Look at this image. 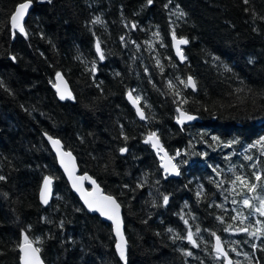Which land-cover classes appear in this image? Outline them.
Listing matches in <instances>:
<instances>
[{"label":"trees","instance_id":"1","mask_svg":"<svg viewBox=\"0 0 264 264\" xmlns=\"http://www.w3.org/2000/svg\"><path fill=\"white\" fill-rule=\"evenodd\" d=\"M23 1L0 0V264H20L24 235L45 264H227L217 237L232 264H264L255 211L264 193V0H32L20 33L9 17ZM173 35L188 41L183 63ZM58 72L69 99L54 90ZM178 109L200 120L178 124ZM153 132L179 177L145 143ZM44 134L119 202L125 260ZM45 175L53 195L43 206Z\"/></svg>","mask_w":264,"mask_h":264},{"label":"water","instance_id":"2","mask_svg":"<svg viewBox=\"0 0 264 264\" xmlns=\"http://www.w3.org/2000/svg\"><path fill=\"white\" fill-rule=\"evenodd\" d=\"M20 3H22V2H20ZM20 3H18L15 6V8H14L13 12L11 13V15L14 13L16 7ZM31 7H32V3H31V6L28 9L27 14L24 17L23 23L25 22ZM11 15H10V17H11ZM10 17H9V24L11 26ZM177 39H181V38H177ZM171 45H172V49H173V52H174L176 58L178 59V61L180 63H183L184 60H185L183 52H182V48H181V46L183 44L177 45L175 40L172 37ZM177 47H179V54L177 52ZM98 54H99V56H101V52L98 53ZM58 73H60V78H57V74L55 75V77H54V90H55L58 98L61 99V94L57 91V86H59L60 89H61V92L64 93V99H69L73 95L72 90H71V88L69 86V83L67 82V80L63 76V74L61 72H58ZM189 78H191V80H192V82L194 84V80H193L192 77H188L187 82L189 81ZM65 86H66V91H65ZM188 87L190 89H194L195 86L193 87V86H190L188 84ZM68 93H70L71 95L69 96ZM130 94H131L132 99H129V95ZM125 98H126L127 102L130 104V106L135 110V113H136L137 117L140 120H144L145 115H144V112H143L138 100L136 101L135 104L133 103V101L136 100V97L133 95V93L132 92H127L126 95H125ZM137 109H139V112L137 111ZM140 113L143 114V117H144L143 119H141ZM182 113H183V115H182ZM186 116H192V117H195V119L188 120V119L185 118ZM178 120L182 121V122H178ZM199 120H200V118L197 115L189 114V113H187V112H185L183 110H179L178 111V117H177L176 121H177L178 124H182V123H184V124H192V123H194L196 121H199ZM149 136L150 135H148L147 139L149 138ZM49 137H51L52 139H55V140H59V139L56 138V137L50 136L48 134H44V138L47 141V143H48V145H49V147H50V149H51V151H52V153H53V155H54V157L56 159L57 166H58L59 170L61 171V173L63 174L65 180L67 181L71 191L77 196V198L79 199V201L81 202L83 207L89 213L98 215L103 221L108 222L111 225L112 231H113V234H114V236H115V238L117 240V243L119 242V238L116 235L115 226L113 225V222L111 220L107 219L105 216H101L98 211H90L88 206L84 203V198L82 197V193L80 191H77V189L73 187V184L75 183L79 188H81L83 190V193L91 194V195L88 196V199H90V200L99 199V198L104 197V196H111L116 201V203L119 205V210H118L119 211V221H120V225H121V232H122V235H123V242H125L121 206H120L119 202L117 201V199L114 196L105 193L103 191L102 187L88 173L81 174L79 172V167H78V164H77V161H76V158H75L74 154L70 150L64 149V147L62 146L61 142H60V144L58 146V148H59V152H58L57 147L53 146V144L51 143ZM155 139H158L160 146L163 147V145L161 143V140H160V138L158 137V135L156 133H155ZM149 144H150L152 150L154 151L156 157L158 158L159 166L163 170V172L165 174H167L169 177H173V178L179 177L180 176V170H179L178 166L176 165L173 157L166 151V149L163 147L164 151L163 152H159L158 149L153 148L151 141H149ZM64 153H70L71 155L70 156L63 155ZM169 158H171V164L168 163ZM61 159H63V161H64L63 165L61 163ZM162 165H167L168 168H169V171H165V168L162 167ZM172 165L176 166V170L175 171H171ZM65 166H67L68 171H65ZM69 172L72 173L71 179L69 178ZM177 172L179 173L178 175L176 174ZM45 177H49L51 179V181H52V183L50 185L51 191H50V194L48 195V203L50 202V200L52 198V195H53V177H51L49 175H45L43 177L42 181H41V184H40V187H39V190H38V200L43 206H46L48 204V203L47 204L43 203L42 200H41V190L44 187V178ZM81 177H85V178L81 179ZM93 181L95 182V184H93ZM97 189H98V191H97ZM218 241H219L220 252H217V253L219 255H221L226 260L227 264H232V261H231L229 255H228V253H227V251H226V249H225V247L223 245V242H222V240L219 237H217L214 240L215 250L217 248V242ZM21 244H23V242ZM32 246L36 247L33 243H32ZM18 251H19L20 264H22V261H21L22 253L20 252L19 249H18ZM37 255L40 258L41 264H45L43 259H42V257H41V255H40V253H38Z\"/></svg>","mask_w":264,"mask_h":264},{"label":"snow or ice","instance_id":"3","mask_svg":"<svg viewBox=\"0 0 264 264\" xmlns=\"http://www.w3.org/2000/svg\"><path fill=\"white\" fill-rule=\"evenodd\" d=\"M49 2H50V0H49ZM31 3H32V0H24V2L20 3L16 7L14 13L10 17L11 28L13 30H18L20 33H25L23 21H24L25 15L28 12L29 7L31 6ZM148 3L151 4L152 0H148ZM245 3H247V0H245ZM181 14H183V13H181ZM99 22L100 21L98 18H97V20L94 21V23H99ZM173 39L175 40L177 45L186 44L188 42L187 40L182 39V38L177 39L175 37V35H173ZM96 50L98 53H100L99 44H97ZM177 52L179 54V47H177ZM101 59H103L102 54H101ZM57 78H60V73H57ZM188 84L190 86L194 87V84H193L191 78H189ZM57 91L61 94V99H64V93L61 92V89L59 86H57ZM65 91H66V86H65ZM68 95L70 96L71 94L68 93ZM129 99H132L131 94L129 95ZM138 99L139 98L137 97L136 100L133 101V103L135 104ZM137 111L139 112V109H137ZM178 111H179V109H178ZM140 115H141V119H143L144 118L143 114L140 113ZM182 115H183V113H182ZM185 118L188 120L195 119V117H192V116H186ZM178 122H182V121L178 120ZM49 139H50L51 143L53 144V146L57 147V150L59 152L58 146L60 144V141L52 139L51 137H49ZM149 141L152 142L153 148L158 149L159 152L164 151L163 147H161L159 144V140L155 139V133H151L149 138L147 140H145V143H148ZM258 142L264 143V138H262L261 141H258ZM120 151H121V153H123L126 151V149L121 148ZM63 155L70 156L71 154L70 153H64ZM61 163L63 165V163H64L63 159H61ZM168 163L171 164V158H169ZM162 167L165 168V171H169V168L167 165H162ZM175 170H176V166L172 165L171 171H175ZM65 171H68L67 166H65ZM176 174L178 175L179 173L177 172ZM71 176H72V173L69 172V178L70 179H71ZM84 178L85 177H81V179H84ZM3 179H5V178L3 176H0V180H3ZM237 179H240V177H237ZM256 179L260 180L261 177L257 176ZM51 183H52V181L49 177L44 178V187L41 190V200L45 204L48 203V195L50 194V191H51V189H50ZM93 184H95L94 181H93ZM73 187L76 188L77 191H80L82 193V197L84 198V203L88 206L90 211H98L101 216H105L107 219H109L113 222V225L115 226L116 235L119 238V242L117 243L116 248H117V251L119 252L120 259L125 260V258H126L125 245L123 242V235L121 232V225H120V221H119V211H118L119 205L116 203V201L111 196H104V197H101L99 199L90 200V199H88V196L91 194L83 193V190L81 188H79L75 183L73 184ZM250 190L255 191V186L254 185L250 186ZM97 191H98V189H97ZM163 200H164V203L167 204L168 196L165 195L163 197ZM243 203L245 206H249V207L251 206L248 199H244ZM255 211L259 212L260 215L264 216V198L260 199V207L256 208ZM185 223H187V221H185ZM169 231H172V230L169 229ZM188 240H189V242H192V236L190 233L188 235ZM39 242H40L39 240L36 241V243H39ZM253 247L255 248V245H253ZM19 250L22 253V255H21L22 264H41L40 258L37 255L40 252V249L32 246V242H30L27 235H24L23 244H21L19 246ZM216 250H217V252H220L219 241L217 242Z\"/></svg>","mask_w":264,"mask_h":264},{"label":"rangeland","instance_id":"4","mask_svg":"<svg viewBox=\"0 0 264 264\" xmlns=\"http://www.w3.org/2000/svg\"><path fill=\"white\" fill-rule=\"evenodd\" d=\"M261 198H264V193H262V194H260V197H259V200H258V206L260 207V199ZM217 253V252H216ZM216 256H218V258H219V254L217 253V255Z\"/></svg>","mask_w":264,"mask_h":264}]
</instances>
